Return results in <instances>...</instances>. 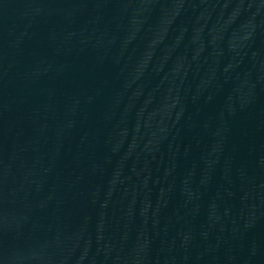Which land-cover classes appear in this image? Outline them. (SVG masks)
<instances>
[{
	"label": "water",
	"instance_id": "obj_1",
	"mask_svg": "<svg viewBox=\"0 0 264 264\" xmlns=\"http://www.w3.org/2000/svg\"><path fill=\"white\" fill-rule=\"evenodd\" d=\"M0 264H264V0H0Z\"/></svg>",
	"mask_w": 264,
	"mask_h": 264
}]
</instances>
